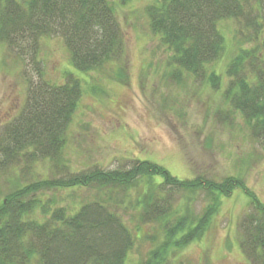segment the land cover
Returning a JSON list of instances; mask_svg holds the SVG:
<instances>
[{
	"label": "trees",
	"instance_id": "obj_1",
	"mask_svg": "<svg viewBox=\"0 0 264 264\" xmlns=\"http://www.w3.org/2000/svg\"><path fill=\"white\" fill-rule=\"evenodd\" d=\"M145 10L150 30L169 51L168 77L182 83L184 73H189L216 90L221 88L222 97L242 114L251 135L264 137V0H154ZM228 18L239 27L240 44L221 76L210 66L225 50L218 22ZM54 35L62 38L72 68L82 73L119 63L125 49L110 0H0V41L19 57H30L40 79L27 80L26 101L4 126L0 168L20 165L25 171L40 159H49L56 167L47 177L22 178L0 200V264H125L134 236L110 203L116 194L129 196L130 189L139 193L131 200L139 210V223H158L164 236L141 264H166L170 244L182 248L201 237L212 221L211 213L204 212L196 224L184 213H175L166 187L177 192L201 189L210 197V206L216 207L220 196L230 195L237 186L263 215L254 221L249 217L239 247L252 264H264V206L240 178L223 183L207 177L189 181L148 159H136L128 168L93 165L80 170H70L67 161H61L63 131L82 84L72 70L57 84L42 77L37 57L40 39ZM138 180L146 184L137 185ZM68 188H96L109 196L87 199L73 210L42 206L44 191ZM36 207L42 210L41 218L32 215Z\"/></svg>",
	"mask_w": 264,
	"mask_h": 264
},
{
	"label": "rangeland",
	"instance_id": "obj_2",
	"mask_svg": "<svg viewBox=\"0 0 264 264\" xmlns=\"http://www.w3.org/2000/svg\"><path fill=\"white\" fill-rule=\"evenodd\" d=\"M110 1L124 38L119 63L82 73L72 68L61 37L40 39L37 57L42 77L57 84L63 82L67 70H72L82 84L72 118L63 131L61 161L66 160L70 170H80L93 165L128 168L136 159H148L189 181L207 177L223 183L240 178L264 206V137L251 135L242 114L222 97L221 88L216 90L208 81L196 80L189 73H184L182 83L168 77L169 51L150 30L145 10L154 0H130L125 4ZM218 28L224 36L225 50L210 68L214 66L223 76L240 44L239 27L228 18L220 20ZM115 73L120 77H114ZM28 79L40 81L33 60L19 57L0 41V135L25 103ZM20 167L0 168V200L19 182L38 175L47 177L56 169L50 166L49 159L37 160L25 171ZM138 184L145 185L146 180H138ZM166 189L170 190L165 192L171 193L168 199L174 212L184 213L192 224L204 212L212 215L201 237L179 249H173L172 244L167 247L170 252L166 264H252L239 243L243 226L250 218L254 221L263 215L244 190L235 187L230 195L220 196L218 206L212 207L210 197L201 189ZM137 194V189H130L129 196L116 194L117 201L110 203L134 236L125 264H141L149 249L164 239L158 223H139V210L131 202ZM108 196L96 188H68L44 191L40 198L42 206L52 209L63 205L73 210L82 201ZM33 214L43 216L40 207Z\"/></svg>",
	"mask_w": 264,
	"mask_h": 264
}]
</instances>
